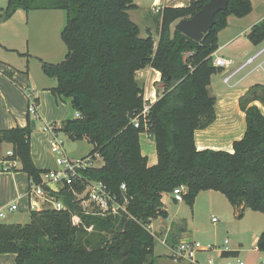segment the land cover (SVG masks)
<instances>
[{"label": "trees", "instance_id": "obj_1", "mask_svg": "<svg viewBox=\"0 0 264 264\" xmlns=\"http://www.w3.org/2000/svg\"><path fill=\"white\" fill-rule=\"evenodd\" d=\"M208 1L164 7L159 12L158 41L151 33L141 36L131 19L135 0H8L0 8V21L20 9L65 10L61 37L67 54L59 63L44 61L42 70L56 81L51 93L68 99L80 116L63 120L58 130L93 145L90 155L100 154L103 164L87 168L84 174L117 194L125 183L130 213L83 215L85 226H75L69 211H31L25 224L0 221V254H16V264H152L156 234L150 226L159 217L168 218L165 198L174 199L173 190L179 185L187 187L183 200L191 207L200 192L213 190L225 195L239 218L246 209L264 214V112L255 103L264 105V84L251 85L239 98L246 131L233 142V152L196 146V131L216 120L217 98L209 86L212 76L223 71L213 62L219 33L230 15L241 18L252 11L251 0H229L200 41L173 27ZM246 36L253 44L262 42L264 18ZM147 67L158 70L161 79L159 96L145 119L141 112L150 101L138 72ZM74 96L79 97L78 108ZM136 117L139 126L133 122ZM31 132L29 125L0 130V145L10 144L20 170L40 182L44 169L32 159ZM143 133L154 139L158 156L154 165L142 153ZM62 198L71 210L76 209L66 189ZM256 248L264 252V231ZM238 253L230 250L221 255Z\"/></svg>", "mask_w": 264, "mask_h": 264}, {"label": "crops", "instance_id": "obj_2", "mask_svg": "<svg viewBox=\"0 0 264 264\" xmlns=\"http://www.w3.org/2000/svg\"><path fill=\"white\" fill-rule=\"evenodd\" d=\"M191 0H135L137 7L129 10V15L131 19L137 23L140 27L141 36L146 37L149 33H151L156 41L159 39V30H160V19L159 12L167 6L171 7H182L188 6ZM252 2V0H251ZM6 7V6H5ZM0 7V8H5ZM19 11V10H18ZM17 11V12H18ZM17 12L9 18V20L0 23V58L4 55L5 51H9L15 55H32L30 53L31 50L29 48V35L30 32L26 28L24 35L21 37H15L19 30L16 29L12 31L11 34H7L8 37L4 38L1 34V30H3L8 23L17 16ZM264 18L259 17L258 19H251L249 14L245 17H236L234 15H230L228 17V25L219 33V48L215 52L218 56H223L225 58L231 59L235 63L240 62L237 66H240L244 63L249 57L252 55H248L249 53H242L240 49H233L231 51H225L227 48L231 46L233 43L236 34H242L244 32H249L251 27L261 21ZM174 22L173 27H175L176 23ZM29 23V21H28ZM23 40V41H22ZM26 42L21 48L18 44L22 42ZM248 43L253 44L249 39ZM1 47H3L1 49ZM5 47V48H4ZM34 55L38 54L35 51ZM6 60L4 62L0 61L2 64V70H0V130L10 129L16 126L25 127L27 125L31 128V155L35 165L40 169H50L55 167V159L54 155L50 151V136L47 132H44L41 126L37 127L39 123L44 122L47 123H59V121H63L67 118L68 107L62 105L61 107L55 106L53 100L52 102H48L45 98V91L36 93L35 86L30 87L27 85L26 81H32L33 77L31 74H28V78L24 75L18 74L16 72V63L15 61H21L22 58L17 59L12 54L8 57H5ZM26 59V62H29V58ZM244 59V61H242ZM7 62V63H6ZM24 62V61H23ZM235 66V67H237ZM231 67L230 69H232ZM229 69V71H231ZM250 72V71H249ZM247 72L244 75L237 76L232 80L235 83V86L240 90L239 97L245 94L247 88H241L240 85L250 78L254 73ZM221 82L223 85V78L227 74V70L223 69ZM138 78L145 85V99L151 100L152 102L156 101L159 93L157 91V83L160 82L161 73L152 68L147 67L138 72ZM29 79V80H28ZM16 80H19V83H15ZM262 83V82H255ZM253 83V84H255ZM251 84V85H253ZM264 84V83H263ZM250 85V86H251ZM241 88V89H240ZM210 92L212 95L216 96L217 102L215 105L216 109V120L207 128L202 130H197L195 133L196 146L198 149L212 148V149H221L233 152V142L239 140L243 137L246 131V115L239 106H235L233 101L228 98L231 94L228 91L225 94H222V91L217 93V90H221L219 88V83L213 82V76L211 85L209 86ZM223 89V88H222ZM33 92L34 97L38 103V116H33L29 113L27 104H29L28 93ZM52 96H54L52 94ZM44 98L46 100H44ZM55 98V96H54ZM57 101V100H56ZM239 104L237 100V105ZM52 121V122H51ZM42 130V131H41ZM5 143V142H3ZM1 143L0 145V154L4 152ZM140 143L142 148V153L148 157V164L154 165L158 162L157 150L155 146L154 139L148 135L147 133L141 134ZM12 147V146H11ZM21 164L18 162V165L13 172H0V208L8 206L9 203L15 202L19 198V211L9 213V216L6 218H14L15 215L28 211L27 203L28 199L26 198V191L29 185V177L28 174L20 170ZM7 182H12V188H4ZM213 191V190H209ZM8 192V193H7ZM205 192V191H202ZM200 192L199 195L202 193ZM195 201L194 206L191 207L192 213L195 214L198 197ZM173 199V198H172ZM168 217L170 216V210L168 209ZM30 214V213H29ZM178 216V215H177ZM156 220V219H155ZM154 220V221H155ZM186 220V221H185ZM189 220V221H188ZM152 222V230L155 228V222ZM11 223V221H8ZM196 221L193 218L184 219L182 225L176 230H173L172 227L169 229V236L167 240H162V243L166 245L168 250V254L170 257L171 248L176 244L174 242H180L184 239H190L189 228H195ZM163 231V230H162ZM258 236L256 235V243L258 240ZM231 251H238L237 245L231 244L229 241ZM255 249L256 245H255ZM238 253V255H239ZM16 254L14 253H1L0 254V264H16ZM176 263V262H174Z\"/></svg>", "mask_w": 264, "mask_h": 264}, {"label": "rangeland", "instance_id": "obj_3", "mask_svg": "<svg viewBox=\"0 0 264 264\" xmlns=\"http://www.w3.org/2000/svg\"><path fill=\"white\" fill-rule=\"evenodd\" d=\"M8 0H0V7H5ZM264 15V0H252V11L249 13L251 19H258ZM8 19H2L1 22H5ZM29 21V23H28ZM66 24V12L61 9H48V10H31L26 12L20 9L17 12V16L8 23L6 27L1 30V34L4 38L8 37L7 34H11L12 31L18 29L19 31L15 37H21L24 35L26 28L29 30V48L32 55H15L9 51H5V57L11 54L21 61H15L16 72L18 74L28 76L31 74L32 81H26L27 85L30 87L35 86L36 93L45 91V98L48 102H54L55 106L61 107L65 105L68 107L67 118H73L76 116V111L72 107L71 102L67 100L57 99L52 96L49 88L56 85V81L53 78L47 77L42 70V63H59L64 60L67 54V46L64 43L61 32ZM247 32L242 34H236L235 39L231 46L225 51H231V48L240 49L242 53L248 55H254L259 50L264 47V40L258 44L248 43ZM23 41V40H22ZM25 41L18 46L21 48L25 45ZM3 47H1L2 49ZM5 48V47H4ZM35 51L36 55H34ZM4 55L1 56L0 61L4 62L6 60ZM29 58V62L26 59ZM264 60V54L258 58L257 62ZM24 61V62H23ZM244 61V59H242ZM7 63V62H6ZM240 62L237 61L232 67L235 68ZM4 64V63H2ZM2 64H0V70H2ZM253 65H250L243 72H241L237 78L241 75L246 74L251 70ZM28 78V77H27ZM222 74L217 73L213 75V82L219 83V88L217 93L222 91V94H231L228 98L233 101V104L237 107V100L239 102V86H227L223 85L221 82ZM236 79V78H235ZM29 80V79H28ZM255 82L264 83L263 72L254 73L250 78L244 81L240 87L248 88L251 84ZM15 83H19L16 80ZM223 88V89H222ZM240 88V89H241ZM246 90V91H247ZM44 98V100H46ZM57 100V101H56ZM261 110L264 112V105L257 101L255 102ZM28 107V104H27ZM66 118V119H67ZM52 122V121H51ZM62 121L59 123H48L60 127ZM45 123H39L37 125L38 129L44 126ZM42 131V130H41ZM59 136L64 140V147L68 156L72 159L83 158L90 155L93 149V145L87 140H75L70 135L64 131L59 130ZM2 148L4 151L11 148L8 143H3ZM103 164L101 157L94 160L93 165L99 167ZM4 188H12V182H7ZM8 193V192H7ZM165 202L170 210V216L168 218H157L154 222L155 228L153 233H155V247L154 255L151 259L152 264H194L190 261H181L174 263L169 257L166 245L162 243V240H167L169 235L170 227L176 230L179 225H182L184 219H192L193 216L196 221L195 228H189V237L191 240L200 241L203 244L211 243L217 246H222L225 239L228 238L231 244L237 245L238 250H240L237 256H222L219 255L217 251H199L196 258L200 261V264H208L207 260L209 257L213 258L212 264H237L238 260H242L245 264H264V252L255 249L256 245V235H259L264 231V214L261 212L253 211L251 209H246L245 214L242 218H239L236 213L237 209L234 208L228 201V199L220 192L217 191H205L202 192L198 197L197 207L195 214L192 213L191 206L188 205L184 200L176 201L172 198H165ZM30 211L21 212L15 215L14 218H4L1 220L3 223H21L25 224L29 222ZM178 215V216H177ZM9 216V215H8ZM215 217L217 220L214 222L212 218ZM186 221V220H185ZM189 221V220H188ZM163 230V231H162ZM230 247V244H229ZM170 253V251H169ZM171 254V253H170Z\"/></svg>", "mask_w": 264, "mask_h": 264}, {"label": "built area", "instance_id": "obj_4", "mask_svg": "<svg viewBox=\"0 0 264 264\" xmlns=\"http://www.w3.org/2000/svg\"><path fill=\"white\" fill-rule=\"evenodd\" d=\"M264 54V47L257 53L249 57L240 66L233 70L230 68L234 65L231 59L218 56L214 53V64L227 70V74L223 78L224 84L227 86H235L232 80L243 72L250 65H253L249 73L263 72L264 60L258 63L257 60ZM229 69L231 71H229ZM29 104L28 111L33 116H38V103L33 92L28 93ZM148 100V99H146ZM145 102L141 112L142 117L146 119L151 108L152 101ZM76 112V117H79ZM139 117L133 119L135 126H139ZM44 132L50 136V151L54 155L55 167L44 170L40 175V182L29 179V185L26 191L28 199V211H42L48 208L55 210H64L71 213L72 223L75 226H85L83 215H130L127 206L129 199L126 194L127 187L125 183L120 186V193L113 192L109 186L100 180H94L84 174V170L93 165L94 160L101 157L100 154L88 155L83 158L72 159L68 156L64 147V140L59 136L58 126L45 124L41 127ZM18 159L14 157V150L11 147L0 154V172H13L18 165ZM70 192L73 202L76 206L75 210H71L62 198L64 190ZM187 191L185 185H179L173 190V197L177 201H182L184 193ZM19 198L15 202L9 203L8 206L0 208V221L6 218L9 213L19 211ZM215 222L217 218L213 217ZM152 229V226H150ZM86 228V227H85ZM88 231L92 227L86 228ZM153 231V230H152ZM165 242V241H164ZM199 251H217L219 255L222 252L230 251L229 239L226 238L222 246L211 243L203 244L200 241L184 239L171 248L170 258L173 262L190 261L194 264H200L196 258ZM208 264L213 263V258L209 257ZM237 264H245L242 260H238Z\"/></svg>", "mask_w": 264, "mask_h": 264}, {"label": "water", "instance_id": "obj_5", "mask_svg": "<svg viewBox=\"0 0 264 264\" xmlns=\"http://www.w3.org/2000/svg\"><path fill=\"white\" fill-rule=\"evenodd\" d=\"M229 0H209L194 15L189 18L180 19L175 28L189 37L200 41L204 34L216 23V14L227 8ZM73 102L76 108L79 107V97L74 96Z\"/></svg>", "mask_w": 264, "mask_h": 264}]
</instances>
